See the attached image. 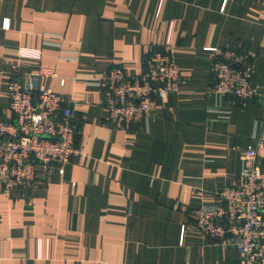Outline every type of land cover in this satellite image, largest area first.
<instances>
[{
  "label": "crops",
  "instance_id": "0c3cea01",
  "mask_svg": "<svg viewBox=\"0 0 264 264\" xmlns=\"http://www.w3.org/2000/svg\"><path fill=\"white\" fill-rule=\"evenodd\" d=\"M151 46L170 48L178 90L117 128L93 82L117 66L141 74ZM226 46L254 55L251 83L264 93V1L0 0V116L11 117V79L50 68L38 87L72 99L81 125L64 174L28 193L0 184V264H241L192 215L220 204L264 137L263 102L213 89L207 49Z\"/></svg>",
  "mask_w": 264,
  "mask_h": 264
},
{
  "label": "built area",
  "instance_id": "2783aa9c",
  "mask_svg": "<svg viewBox=\"0 0 264 264\" xmlns=\"http://www.w3.org/2000/svg\"><path fill=\"white\" fill-rule=\"evenodd\" d=\"M207 51L213 60V89L220 97L235 102L256 98L264 103V93L251 83L252 53L231 46ZM54 76V69L41 68L27 82L14 78L8 84L11 117L0 116V184L7 195L15 188L28 193L52 174H64L65 167L79 154L81 125L74 101L38 87L39 78ZM180 82V69L170 48L151 46L141 74L129 76L117 66L102 72L93 83L103 90L110 122L124 128L132 121L148 118L156 100H165L178 90ZM263 144L261 137L256 146L245 151L242 171L217 194L220 204L192 212L203 236L236 247L241 264H264Z\"/></svg>",
  "mask_w": 264,
  "mask_h": 264
}]
</instances>
